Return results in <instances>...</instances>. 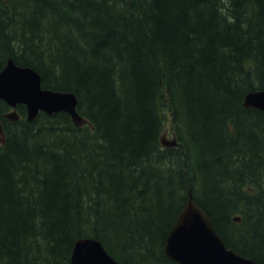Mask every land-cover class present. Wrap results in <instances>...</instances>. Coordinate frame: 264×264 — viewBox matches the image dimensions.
Returning <instances> with one entry per match:
<instances>
[{
	"label": "trees",
	"instance_id": "1",
	"mask_svg": "<svg viewBox=\"0 0 264 264\" xmlns=\"http://www.w3.org/2000/svg\"><path fill=\"white\" fill-rule=\"evenodd\" d=\"M9 58L88 124L2 118L0 264H72L81 238L178 264L166 239L190 194L264 264V111L244 105L264 90V0H0V71Z\"/></svg>",
	"mask_w": 264,
	"mask_h": 264
},
{
	"label": "water",
	"instance_id": "2",
	"mask_svg": "<svg viewBox=\"0 0 264 264\" xmlns=\"http://www.w3.org/2000/svg\"><path fill=\"white\" fill-rule=\"evenodd\" d=\"M0 100L11 107L23 104L27 107L28 120L33 122L40 111L47 114L66 112L73 123H86L78 113V99L74 93L54 92L42 89L40 74L22 68L9 60L0 72ZM244 105L264 111V90L246 95ZM13 121L15 113L7 114ZM0 135L4 132L0 125ZM169 260L178 264H258L253 259L242 257L227 247L209 216L191 198L171 228L165 247ZM72 264H119L96 239H78L71 256Z\"/></svg>",
	"mask_w": 264,
	"mask_h": 264
},
{
	"label": "bare ground",
	"instance_id": "3",
	"mask_svg": "<svg viewBox=\"0 0 264 264\" xmlns=\"http://www.w3.org/2000/svg\"><path fill=\"white\" fill-rule=\"evenodd\" d=\"M164 137L166 138L167 136L165 135V134H163L162 136H161V142H162V144L166 147H171V146H177L178 145V141L176 140V138L174 137L173 139H171V140H169L168 138L167 139H164ZM190 200V198L188 199V201ZM187 201V202H188ZM186 202V203H187ZM204 211V210H203ZM205 212V211H204ZM206 213V212H205ZM208 216V215H207ZM210 221H211V219H210ZM212 222V221H211ZM175 224V223H174ZM213 224V223H212ZM214 226V225H213ZM215 227V226H214ZM215 229H216V227H215ZM217 230V229H216ZM218 231V230H217ZM219 233V232H218ZM220 234V233H219ZM221 235V234H220ZM222 237V236H221ZM222 239H223V241H224V243H226V241L224 240V238L222 237ZM232 249V248H231ZM234 250V249H233ZM235 251V250H234ZM221 263H219V264H231V263H225V262H223V261H220Z\"/></svg>",
	"mask_w": 264,
	"mask_h": 264
},
{
	"label": "rangeland",
	"instance_id": "4",
	"mask_svg": "<svg viewBox=\"0 0 264 264\" xmlns=\"http://www.w3.org/2000/svg\"><path fill=\"white\" fill-rule=\"evenodd\" d=\"M167 114V113H166ZM168 117H169V115H168ZM169 122H170V120H169ZM168 122V125H167V127H166V130H165V132H164V134L167 136L166 138L164 137V139H169V140H171V139H173L174 138V133H173V130H172V128H171V124Z\"/></svg>",
	"mask_w": 264,
	"mask_h": 264
}]
</instances>
